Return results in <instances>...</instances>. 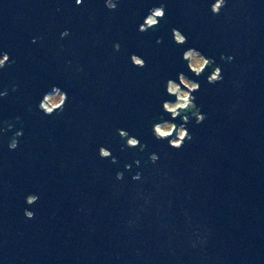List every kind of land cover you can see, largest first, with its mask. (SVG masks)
Returning <instances> with one entry per match:
<instances>
[{
	"label": "water",
	"instance_id": "obj_1",
	"mask_svg": "<svg viewBox=\"0 0 264 264\" xmlns=\"http://www.w3.org/2000/svg\"><path fill=\"white\" fill-rule=\"evenodd\" d=\"M212 2L0 0L10 58L0 70V264H264V0H226L219 15ZM161 3L164 18L138 32ZM188 47L213 58L222 80L188 72ZM178 72L198 79L205 119L188 122L192 139L176 150L151 125ZM53 85L67 103L44 115L37 104ZM118 128L144 151L123 146Z\"/></svg>",
	"mask_w": 264,
	"mask_h": 264
},
{
	"label": "clouds",
	"instance_id": "obj_2",
	"mask_svg": "<svg viewBox=\"0 0 264 264\" xmlns=\"http://www.w3.org/2000/svg\"><path fill=\"white\" fill-rule=\"evenodd\" d=\"M75 3L79 5L81 0H75ZM118 0H105V7L108 10H115ZM226 6V0H214L210 4V11L213 15H219L222 8ZM165 16L164 4L159 6H153L150 8L143 18L142 23L137 27V31L143 33L159 24V21ZM68 32L65 30L61 33V37L67 36ZM172 41L178 45L183 46L187 43V37L176 28L171 29ZM157 44L161 43L159 39ZM115 50H119L120 45L118 43L113 45ZM181 60L185 63L188 72L194 77H200L206 70L210 69L209 74L206 76V82L208 84H215L222 80L221 67L215 64V61L211 57H205L199 50L188 47L181 54ZM9 55L7 53H0V70L4 69L6 62L9 61ZM221 60L224 56L221 55ZM228 59H231L229 57ZM131 64L137 68L145 67V61L136 54L130 55ZM200 89L198 79L189 78L184 72H178L175 79H167L164 82V92L167 97L172 99H164L160 103L161 114L151 125V133L156 140L166 141L167 145L179 150L183 147L186 140H191L192 137L186 127L190 120H193L195 124H201L205 115L201 109L195 103L196 96L194 95ZM15 90V86L13 87ZM67 103V94L62 91L58 86L53 85L49 91L42 95V98L37 104V108L44 115H52L55 112L62 111L63 106ZM165 115L168 117L165 118ZM179 120V124L175 121ZM8 129L12 128V124L8 123ZM116 133L123 142V146L128 148H138L143 152L145 145L134 136H131L126 130L116 129ZM20 132H16L15 136H20ZM18 145L15 138L9 141L8 147L10 150H14ZM122 146V150H123ZM98 155L100 158H110L113 163H116V158L112 157L111 152L103 146L98 147ZM159 160L157 153H150L148 155V161L152 164H156ZM139 165V161H135ZM125 170H130L131 165L125 164ZM142 172L138 171L131 176L134 181L140 180ZM115 179L121 181L124 179V173L117 171ZM38 199L35 194H28L25 196V203L32 205ZM33 212L29 210L24 211L26 218H32Z\"/></svg>",
	"mask_w": 264,
	"mask_h": 264
}]
</instances>
